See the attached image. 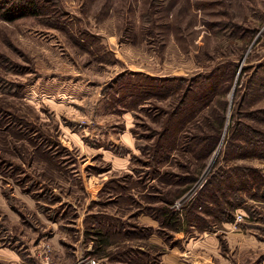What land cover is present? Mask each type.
I'll return each instance as SVG.
<instances>
[{"label": "rangeland", "instance_id": "rangeland-1", "mask_svg": "<svg viewBox=\"0 0 264 264\" xmlns=\"http://www.w3.org/2000/svg\"><path fill=\"white\" fill-rule=\"evenodd\" d=\"M0 6V264H264V0Z\"/></svg>", "mask_w": 264, "mask_h": 264}, {"label": "trees", "instance_id": "trees-1", "mask_svg": "<svg viewBox=\"0 0 264 264\" xmlns=\"http://www.w3.org/2000/svg\"><path fill=\"white\" fill-rule=\"evenodd\" d=\"M7 2L9 0H6ZM1 8V6H0ZM30 6L25 5L24 3H18L16 7H12L11 10H5L3 11L2 15L3 17H5L6 19H13L15 17L21 16V15H26L28 13H32L33 9H31ZM232 186H239L238 183H235ZM237 189V188H236ZM211 199V197H209ZM170 219H172V216H170Z\"/></svg>", "mask_w": 264, "mask_h": 264}]
</instances>
